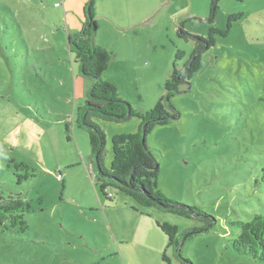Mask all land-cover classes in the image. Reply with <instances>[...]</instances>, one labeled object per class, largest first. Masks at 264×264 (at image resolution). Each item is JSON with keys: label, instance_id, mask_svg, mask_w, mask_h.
Segmentation results:
<instances>
[{"label": "rangeland", "instance_id": "1", "mask_svg": "<svg viewBox=\"0 0 264 264\" xmlns=\"http://www.w3.org/2000/svg\"><path fill=\"white\" fill-rule=\"evenodd\" d=\"M87 1L0 0V196L20 194L31 204L26 232H0L5 264H165L168 237L157 221L180 231L204 224L142 206L122 191L107 199L96 183L89 135L76 121L90 80L68 45V33L82 28ZM211 1L97 0L99 14L140 18L125 37L101 17V35L151 57L146 80L126 77L119 88L134 107L148 110L165 93L177 49L185 51L179 66L192 53L195 42L178 35L183 21L191 32L209 33L196 16H208ZM231 13L242 16L204 50L191 84L172 98L180 116L147 134L160 161L158 188L215 218L182 247L195 264H262L237 252L231 239L239 231L233 221L264 212V0H220L215 24L226 28ZM95 121L106 132L110 168L115 131H136L140 120ZM15 161L34 175L18 182L17 172L26 169Z\"/></svg>", "mask_w": 264, "mask_h": 264}, {"label": "trees", "instance_id": "2", "mask_svg": "<svg viewBox=\"0 0 264 264\" xmlns=\"http://www.w3.org/2000/svg\"><path fill=\"white\" fill-rule=\"evenodd\" d=\"M219 1H211L208 16H196L210 25L207 35L186 29L185 21L180 24L178 35L185 40L192 39L195 47L182 66L178 65V59L185 55V51L177 49L173 71L165 82L166 91L148 110L134 107L128 99L118 93L114 83L103 77L115 53L95 40L99 29L96 0H89L84 4L82 28L68 33L69 48L80 62L81 73L90 80L86 99L77 108L76 121L79 127L88 132L95 180L103 194L107 199L113 200L115 192L122 191L142 206L157 207L204 222L202 226L188 227L180 231L176 224L157 221V225L168 237L167 247L162 253L165 264H195L182 252V247L186 240L208 232L213 227L215 218L202 207L170 198L158 188L160 161L147 143V134L156 125L167 124L180 116V110L172 101L173 96L180 91L183 83L191 84L194 73L202 66L204 50L213 46L219 35H227L233 21L242 16V13H231L227 27H218L215 20ZM133 116L140 120L138 129L113 135V157L111 167L108 168L105 164L106 132L95 118L123 122ZM15 166L18 169H26L25 173L17 172L18 182L34 175L28 171L29 166L24 162L15 161ZM261 180L264 183V166ZM30 208V202L20 194L0 196V232H26L29 223L25 213ZM233 224L239 231L231 239V246L237 252L249 255L264 264V212L256 213L249 221L236 220ZM0 264L5 263L0 261Z\"/></svg>", "mask_w": 264, "mask_h": 264}, {"label": "crops", "instance_id": "3", "mask_svg": "<svg viewBox=\"0 0 264 264\" xmlns=\"http://www.w3.org/2000/svg\"><path fill=\"white\" fill-rule=\"evenodd\" d=\"M96 13L98 16L99 29L96 33L95 40L97 43L105 46L107 49L113 51L115 56L113 57L108 69L103 73L105 79L114 83L119 91L121 84H124L125 78H130L134 84L138 80H146L145 77L153 66L151 57L149 54L142 52H137L136 47L131 43V46H125L121 41L118 43L112 42V37L101 35V17L112 19L114 24H112V29L114 33H122L123 36L128 37V34L138 27L141 22L139 16L135 15L134 12H129L126 15H118L115 12H105L98 13L97 0H96ZM144 22L147 23V14L144 15ZM138 50L142 49L141 45L136 43ZM116 45V46H115ZM115 64V66H113ZM151 64V65H150ZM150 65V66H149ZM149 66V67H148ZM148 79V78H147ZM140 110H145L147 107L140 105ZM116 133L129 132L128 130L122 128L115 131Z\"/></svg>", "mask_w": 264, "mask_h": 264}, {"label": "built area", "instance_id": "4", "mask_svg": "<svg viewBox=\"0 0 264 264\" xmlns=\"http://www.w3.org/2000/svg\"><path fill=\"white\" fill-rule=\"evenodd\" d=\"M57 5H59V2L57 3Z\"/></svg>", "mask_w": 264, "mask_h": 264}]
</instances>
